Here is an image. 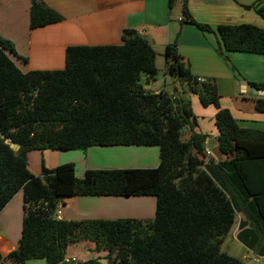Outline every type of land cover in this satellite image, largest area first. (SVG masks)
Segmentation results:
<instances>
[{"label":"trees","instance_id":"obj_1","mask_svg":"<svg viewBox=\"0 0 264 264\" xmlns=\"http://www.w3.org/2000/svg\"><path fill=\"white\" fill-rule=\"evenodd\" d=\"M29 1L30 29L63 20L42 0ZM176 2L169 0L170 8ZM188 3L181 0L184 22L214 32L191 16ZM253 8L264 18V7ZM216 34L221 51L264 55L263 28L220 25ZM121 38L120 45L69 46L62 70L23 73L11 57L27 58L0 36V132L5 137L0 138V212L19 191L24 194L19 247L6 258L16 264H64L69 246L91 242L94 251L107 252L106 264H247L221 251L238 211L254 225L244 229L248 221L242 222L239 240L264 256V132L241 127L221 107L217 86L192 74L176 43L166 47L165 74L187 91L147 90L157 80V53L136 30H124ZM251 86L264 90V83ZM187 94L198 95L204 107L217 108L219 149L231 159L206 163L207 136L196 131L198 118ZM255 110L264 113V97L255 98ZM187 130L190 137L184 139ZM11 143L19 144V150L11 149ZM94 146H157L160 165L87 170L71 180V169L43 167V177H36L28 168L32 151ZM68 196H152L155 218L53 219L57 203ZM81 264L105 263L93 258Z\"/></svg>","mask_w":264,"mask_h":264},{"label":"crops","instance_id":"obj_2","mask_svg":"<svg viewBox=\"0 0 264 264\" xmlns=\"http://www.w3.org/2000/svg\"><path fill=\"white\" fill-rule=\"evenodd\" d=\"M42 2L60 14L63 20L32 30L29 26V0H0V36L14 44L20 57L27 58L26 62L11 57L21 72L62 70L66 66V49L69 46L120 45L122 32L133 29L147 38L157 53V80L147 84V90L155 93L163 90L172 93L176 88L187 91L185 86L165 74L166 47L176 43L180 56L192 74L217 86L221 107L230 110L241 127L264 132V113L255 110V98L260 96L252 93L251 86V83H264V55L221 51L216 34L220 25L249 24L264 29V18L253 8L258 5L264 7V0H189L191 16L197 22L209 25L214 32H202L184 22L181 5L177 9L174 6L170 8L169 0ZM187 95L198 118L196 131L207 136L206 152H212L207 155L206 163L220 164L231 159L232 156L222 154L219 149V131L215 121L217 108L213 105L204 107L198 95ZM189 137L187 130L184 139ZM159 165L160 148L157 146H94L87 150H45L28 154V168L34 176L43 177V167L55 172L71 169L72 175H68V180L82 178L87 170L155 169ZM232 197L237 208L241 207L237 202L240 195L235 193ZM248 202L253 203V199L250 198ZM155 213L156 198L152 196H68L63 204L62 218L68 221L153 220ZM236 214L239 217L236 216L232 228L237 225L235 237L245 247L240 259L245 263L264 264V256L258 255L239 240L241 223L246 224L248 220L244 212L238 211ZM23 218L24 194L21 190L0 212V254L3 258L0 263L16 264L6 257L19 247ZM253 226L248 221L244 229ZM79 245L85 246L88 253L79 258L73 251L69 257H75L76 264L93 258L102 261V257L107 256L105 251H94L91 242H80L68 249ZM261 245L264 246L263 237ZM252 255H255L254 260ZM26 264L46 262L34 260Z\"/></svg>","mask_w":264,"mask_h":264},{"label":"rangeland","instance_id":"obj_3","mask_svg":"<svg viewBox=\"0 0 264 264\" xmlns=\"http://www.w3.org/2000/svg\"><path fill=\"white\" fill-rule=\"evenodd\" d=\"M179 5H181V0H177L176 4L174 5V8L177 9V7ZM160 77L161 76H159V78ZM236 216L239 217L238 214H236ZM238 217H237V222H238ZM236 229H237V225H235L234 228H232L231 232L224 238L223 244L221 246V251L223 253H226V254L230 255V256L240 258L243 255V252H245V247L235 237L234 233H235ZM73 251H76V255L79 256V258L82 257V254H85V253L87 254L88 253L86 248H85V246L79 245V246H77L75 248H69L67 250L66 256L69 257L72 254ZM106 257L107 256L102 257V261L105 264L108 261Z\"/></svg>","mask_w":264,"mask_h":264},{"label":"built area","instance_id":"obj_4","mask_svg":"<svg viewBox=\"0 0 264 264\" xmlns=\"http://www.w3.org/2000/svg\"><path fill=\"white\" fill-rule=\"evenodd\" d=\"M201 82H204L203 80H200ZM207 155H211L212 152L207 151L206 152ZM66 200V197H63L59 200V202L57 203L56 209L54 210L53 213V219L57 220V221H63L64 219L62 218V210H63V204L64 201ZM77 263V259L75 257H67L64 260V264H76Z\"/></svg>","mask_w":264,"mask_h":264},{"label":"water","instance_id":"obj_5","mask_svg":"<svg viewBox=\"0 0 264 264\" xmlns=\"http://www.w3.org/2000/svg\"><path fill=\"white\" fill-rule=\"evenodd\" d=\"M252 93L256 96H260V97H264V90H261V89H255L253 88L252 89ZM0 138L2 139H5V137L2 135V133L0 132ZM7 142V140H5ZM10 147L11 149H13L14 151H18L19 148H20V145L19 144H14V143H11L10 144ZM255 259V255H252V260ZM247 264H252L251 261H249Z\"/></svg>","mask_w":264,"mask_h":264},{"label":"clouds","instance_id":"obj_6","mask_svg":"<svg viewBox=\"0 0 264 264\" xmlns=\"http://www.w3.org/2000/svg\"><path fill=\"white\" fill-rule=\"evenodd\" d=\"M65 259H66V257H65Z\"/></svg>","mask_w":264,"mask_h":264}]
</instances>
